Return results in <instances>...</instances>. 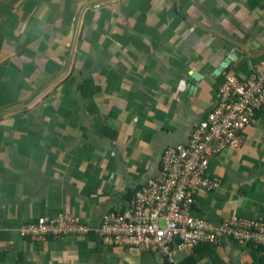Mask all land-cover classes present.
<instances>
[{
    "label": "crops",
    "instance_id": "0c3cea01",
    "mask_svg": "<svg viewBox=\"0 0 264 264\" xmlns=\"http://www.w3.org/2000/svg\"><path fill=\"white\" fill-rule=\"evenodd\" d=\"M262 62L264 0H0V264H164L95 236L34 242L19 228L60 215L98 228L126 211L226 79ZM208 174L220 188L198 193L194 217L264 219V106L243 148L211 158ZM190 257L264 264L237 242Z\"/></svg>",
    "mask_w": 264,
    "mask_h": 264
},
{
    "label": "built area",
    "instance_id": "2783aa9c",
    "mask_svg": "<svg viewBox=\"0 0 264 264\" xmlns=\"http://www.w3.org/2000/svg\"><path fill=\"white\" fill-rule=\"evenodd\" d=\"M220 97L219 105L193 132L190 142L165 153L160 176L135 192L126 211L109 213L98 228L70 215L40 219L22 225L21 238L34 242L71 237L86 240L96 234L106 248L145 249L162 255L169 264H184V258L198 248L225 242L264 249V219L234 217L215 226L193 216L198 193L220 188L219 178L208 174L211 158L226 150L240 151L244 132L264 106V62L248 79L227 78Z\"/></svg>",
    "mask_w": 264,
    "mask_h": 264
},
{
    "label": "trees",
    "instance_id": "16d2710c",
    "mask_svg": "<svg viewBox=\"0 0 264 264\" xmlns=\"http://www.w3.org/2000/svg\"><path fill=\"white\" fill-rule=\"evenodd\" d=\"M96 92H98V90H96L95 93ZM92 236H95L99 240V238H98V236L96 234H91L89 237H92ZM261 250L264 251V249H261ZM190 260H192V258L189 256L188 258L183 260V263L184 264H190ZM164 264H169V263L165 262Z\"/></svg>",
    "mask_w": 264,
    "mask_h": 264
},
{
    "label": "water",
    "instance_id": "95a60500",
    "mask_svg": "<svg viewBox=\"0 0 264 264\" xmlns=\"http://www.w3.org/2000/svg\"><path fill=\"white\" fill-rule=\"evenodd\" d=\"M226 64H229V61H226V62H225V65H226ZM225 65L223 64V65L219 68V71L222 70V69L224 68ZM191 79H192V78H191ZM192 80H193L194 82L196 81V79H194V78H193ZM191 82H192V81H191Z\"/></svg>",
    "mask_w": 264,
    "mask_h": 264
},
{
    "label": "rangeland",
    "instance_id": "374dc122",
    "mask_svg": "<svg viewBox=\"0 0 264 264\" xmlns=\"http://www.w3.org/2000/svg\"><path fill=\"white\" fill-rule=\"evenodd\" d=\"M162 225H163V223H162Z\"/></svg>",
    "mask_w": 264,
    "mask_h": 264
}]
</instances>
